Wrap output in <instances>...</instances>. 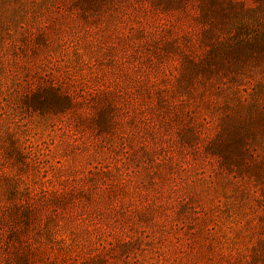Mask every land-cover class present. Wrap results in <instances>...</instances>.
I'll return each instance as SVG.
<instances>
[{"label": "rangeland", "instance_id": "obj_1", "mask_svg": "<svg viewBox=\"0 0 264 264\" xmlns=\"http://www.w3.org/2000/svg\"><path fill=\"white\" fill-rule=\"evenodd\" d=\"M0 264H264V0H0Z\"/></svg>", "mask_w": 264, "mask_h": 264}]
</instances>
